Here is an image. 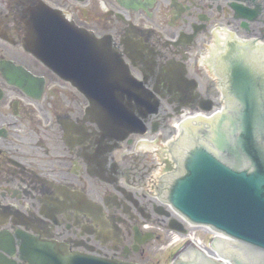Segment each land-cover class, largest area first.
Segmentation results:
<instances>
[{
  "label": "flooded vegetation",
  "instance_id": "1",
  "mask_svg": "<svg viewBox=\"0 0 264 264\" xmlns=\"http://www.w3.org/2000/svg\"><path fill=\"white\" fill-rule=\"evenodd\" d=\"M32 42L57 71L72 68L74 84L24 47ZM233 63L264 81V0H0V264H35L31 243L128 264L169 248L158 231L178 218L150 181L163 151L119 140L132 126L106 128L102 116L154 110L131 101L145 93L158 111L141 118L144 137L166 141L183 112L238 102ZM192 139L172 146L173 178Z\"/></svg>",
  "mask_w": 264,
  "mask_h": 264
},
{
  "label": "water",
  "instance_id": "2",
  "mask_svg": "<svg viewBox=\"0 0 264 264\" xmlns=\"http://www.w3.org/2000/svg\"><path fill=\"white\" fill-rule=\"evenodd\" d=\"M251 69L238 65L242 78L254 75ZM233 92L243 105L242 117L234 108L210 121L203 135L206 141L200 136L202 129L187 125L185 131L193 139L181 157L182 172L170 178L165 197L191 225L209 227L235 241V249L221 251L231 264H264V84L243 79ZM202 109L208 112L211 106ZM170 228L184 233L175 222ZM32 251L38 253L37 264H124L71 256L54 244H33ZM194 251L198 258L186 264H221ZM180 264H185L183 259Z\"/></svg>",
  "mask_w": 264,
  "mask_h": 264
},
{
  "label": "rangeland",
  "instance_id": "3",
  "mask_svg": "<svg viewBox=\"0 0 264 264\" xmlns=\"http://www.w3.org/2000/svg\"><path fill=\"white\" fill-rule=\"evenodd\" d=\"M187 113H189V112L188 111L187 112H183L182 114H187ZM186 229H188V228H186ZM158 233L160 235L164 236L165 241L168 240V239H170L171 236L173 237V234H168L164 230L158 231ZM187 233H188L187 235L196 236V238L199 239L202 244L204 243L205 245H209L210 242H211L209 240L210 239L209 236L208 235H205L204 233L200 232L199 230H195V229L190 230V229H188L187 230ZM187 235H184L183 237H185ZM181 239H182V237H181ZM181 241L182 240H180V239H179V241L177 243H173L174 242L173 240L171 242L166 241L167 242L166 243V246L169 247L167 249H161V250H159L158 247L156 246L155 249L151 251V256H150L151 259H150V262L148 264H161V263L165 262L169 258L170 253H173L174 252V250L176 249V247H182L183 243ZM174 244L176 245V247H174L175 246ZM169 260L170 259H168L165 264H169L170 263Z\"/></svg>",
  "mask_w": 264,
  "mask_h": 264
}]
</instances>
